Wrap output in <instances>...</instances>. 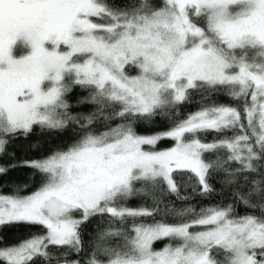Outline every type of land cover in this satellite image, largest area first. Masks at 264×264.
<instances>
[{
	"label": "snow or ice",
	"instance_id": "obj_1",
	"mask_svg": "<svg viewBox=\"0 0 264 264\" xmlns=\"http://www.w3.org/2000/svg\"><path fill=\"white\" fill-rule=\"evenodd\" d=\"M74 86L89 90L80 103L110 109L105 120L120 122L99 132L90 127L96 113L72 115L66 96ZM201 90H223L236 103L202 107L163 132L137 133L138 120L168 115L162 110ZM69 122L80 123L77 139L26 162L44 174L41 187L28 195L20 186L0 191V228L45 229L11 245L0 239V264H264V0H0V155L10 137ZM209 131L225 135L207 143L199 134ZM163 139L174 146L158 150ZM220 150L228 153L223 160ZM205 153H217L215 161ZM229 161L239 165L224 169L232 178L261 176L246 195L187 207L174 223L156 219L161 196L181 198L173 173H193L209 194L210 170ZM7 171L0 166V175ZM136 195L151 196L152 205L122 203ZM237 202L256 211L241 214ZM106 216L121 227L103 236L122 243L96 244L81 261V226ZM164 239L163 248L153 247Z\"/></svg>",
	"mask_w": 264,
	"mask_h": 264
},
{
	"label": "trees",
	"instance_id": "obj_2",
	"mask_svg": "<svg viewBox=\"0 0 264 264\" xmlns=\"http://www.w3.org/2000/svg\"><path fill=\"white\" fill-rule=\"evenodd\" d=\"M130 4L136 5L139 0H128ZM154 6H159L162 0H149ZM89 97V90L82 89L79 86H74L72 91L67 94L66 99L71 105L70 112L74 116L83 117L96 113L92 129L102 132L106 131V125L115 126L119 123V118L116 120H105V116L109 115L110 109H105L103 113L98 111V105L90 103H80L81 99ZM225 91H210L203 92L193 91L190 98L183 104L176 106L173 109H164L162 111L169 113L168 115H158L151 120H138L135 128L138 134L152 135L158 132L168 130L174 120L187 118L190 114L199 111L202 107L212 104H235ZM176 115L172 116L171 113ZM80 123L69 122L64 129H48L34 126L33 130L27 135H15L8 138V143L5 147L4 154L0 155V166H7L6 174L0 175V191L6 194H12L17 186H20V195L30 194L41 187L45 180L44 174L38 170L28 167L26 162L41 160L53 152L66 149L75 139L78 138L81 132ZM204 142L212 143L224 136V133H216L209 131L199 134ZM230 136L231 133H228ZM174 141L163 139L157 144L158 150H166L173 147ZM205 158L211 156L213 162L216 159L217 153H205ZM221 159H225L228 155L226 150H220ZM239 167L236 162L229 161L222 168H214L210 170L209 183L212 185L213 192L209 194H201L197 179L193 173L187 171H178L173 173L174 178L180 187V197L175 194L165 193L160 198L159 208L162 210L156 219H164L169 223L177 222L181 219L176 215L187 207H193L197 211L201 208L223 206L232 203L237 194L246 195L252 188L250 181L252 179L260 180L261 176L257 173H238L235 178L229 176L224 169H235ZM248 179L245 180L244 177ZM159 195V193H157ZM186 197L187 199H183ZM255 199V197H253ZM125 206L138 208L141 206H151V196L136 195L122 202ZM167 206V207H166ZM237 211L244 214L246 211H256L245 209L239 202L236 203ZM186 214L183 219H187ZM151 222V217L141 218ZM131 218H129L130 226ZM111 226L113 229L121 227L119 221L110 217H92L87 225L81 226V236L84 242V249L79 255L81 261L88 258L90 251L94 250L96 244L102 247L117 246L122 243V237L103 236ZM45 229L38 225H12L0 228V239L4 245L15 244L23 238H27L33 234H43ZM103 236V239L101 238ZM168 243L167 239L156 241L154 245L163 247ZM68 252V259L76 257V254L65 247L50 246L49 252L55 253L57 256L61 253ZM36 264H44L43 260H37ZM51 264H56L55 259Z\"/></svg>",
	"mask_w": 264,
	"mask_h": 264
},
{
	"label": "rangeland",
	"instance_id": "obj_3",
	"mask_svg": "<svg viewBox=\"0 0 264 264\" xmlns=\"http://www.w3.org/2000/svg\"><path fill=\"white\" fill-rule=\"evenodd\" d=\"M130 74H131V75H136V74H137V70H136V69H132L131 72H130ZM173 146H174V145H173ZM170 148H171V147H170ZM166 150H167V149H166ZM30 194H31V193H30ZM26 195H28V194H26ZM153 247L156 248V249H158V250L161 249V248H163V247H158V248H157L155 245H153Z\"/></svg>",
	"mask_w": 264,
	"mask_h": 264
}]
</instances>
